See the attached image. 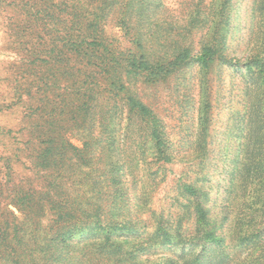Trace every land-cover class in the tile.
<instances>
[{
  "label": "rangeland",
  "instance_id": "374dc122",
  "mask_svg": "<svg viewBox=\"0 0 264 264\" xmlns=\"http://www.w3.org/2000/svg\"><path fill=\"white\" fill-rule=\"evenodd\" d=\"M209 46L205 68L195 57ZM140 59L170 72L145 79ZM263 67L264 0H0V264H96L51 249V202L93 213L106 151L126 172V214L150 232L152 212L182 232L203 208L217 234L239 236L264 204ZM130 98L159 118L166 157ZM48 147L57 162L42 161Z\"/></svg>",
  "mask_w": 264,
  "mask_h": 264
},
{
  "label": "trees",
  "instance_id": "16d2710c",
  "mask_svg": "<svg viewBox=\"0 0 264 264\" xmlns=\"http://www.w3.org/2000/svg\"><path fill=\"white\" fill-rule=\"evenodd\" d=\"M128 6V3H124L126 10ZM214 51V46L206 47L195 57L196 62L202 67H208L213 60ZM187 57L191 56L183 53L176 62L170 64L174 67L180 59ZM131 66L135 74L144 75L145 79H149L148 74L159 75L162 72H170V69L165 66H159V68L151 66L150 62L145 59L134 60ZM261 78L264 80V67ZM130 104L133 109L148 118L150 136L157 144L155 145L159 149L158 154L166 157L167 154L163 148L164 135L159 118L140 101L130 98ZM94 139L107 143L103 136H95ZM41 142L46 143L48 139ZM68 143L79 155L83 152L80 147ZM45 150L43 162L46 159H50L53 163L58 161L57 154H53L49 147ZM104 158H106L105 165L108 163V166L103 168V176L107 178L100 181L97 188H93L95 202L91 199L87 202L88 209L94 211L93 213L85 208H75L68 200H64L61 194L55 192L57 199L52 200L51 204L58 219L54 225L51 249L56 251L67 249L77 252L78 249H87L86 254L94 257L92 260L94 259L93 262L96 264H264V204L258 207L249 206L251 214L255 215L251 216L244 226L242 225L239 236L230 232L224 235L217 234L203 208L195 214L194 229L182 232L172 227L174 219L152 212V217L156 219L157 224L155 231L150 232L148 226L150 221L139 217L133 219L125 212L130 206L127 196L126 172L122 167L111 166L115 162L113 160L118 159V153L106 151L101 159L104 161ZM138 159L135 166H139ZM107 160L111 163L109 164ZM55 189L57 187H53L54 191ZM24 223L28 222L17 223L16 230ZM176 223L180 224L181 218H178ZM177 245L183 246L181 255L177 256L176 252H160L165 246L172 250ZM198 245H201L198 252L192 249L186 250L187 246ZM231 248H234L235 252H232ZM243 248H249V256L240 260V251Z\"/></svg>",
  "mask_w": 264,
  "mask_h": 264
}]
</instances>
